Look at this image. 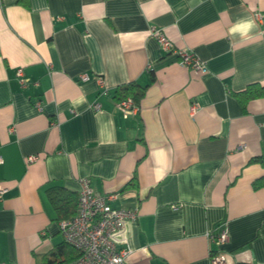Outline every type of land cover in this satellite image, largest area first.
I'll use <instances>...</instances> for the list:
<instances>
[{"label":"crops","instance_id":"0c3cea01","mask_svg":"<svg viewBox=\"0 0 264 264\" xmlns=\"http://www.w3.org/2000/svg\"><path fill=\"white\" fill-rule=\"evenodd\" d=\"M255 13L264 0H0V264L72 259L46 189L83 177L135 211L125 264H209L217 228L225 264H264V97L234 95L264 85ZM132 81L145 94L124 118L113 95Z\"/></svg>","mask_w":264,"mask_h":264},{"label":"built area","instance_id":"2783aa9c","mask_svg":"<svg viewBox=\"0 0 264 264\" xmlns=\"http://www.w3.org/2000/svg\"><path fill=\"white\" fill-rule=\"evenodd\" d=\"M255 18L263 20V16L255 13ZM150 34L157 40L165 53L178 55L180 66L187 67L195 73H205L206 63L186 50H176L167 40L162 31L156 27L150 28ZM16 77L22 84V70H16ZM90 76L82 73L78 76L79 82H86ZM99 86L103 87L101 77H97ZM39 107V104H37ZM97 103L93 108L98 109ZM122 116L127 118L138 112V106L129 98L117 102ZM197 105L191 103L190 114H194ZM240 148V147H239ZM37 159L35 155H28L26 161L31 163ZM1 163V159H0ZM4 188L0 187V198ZM116 194H100L90 185L89 178L78 180L77 210L74 216L59 221V231L64 242L78 252V257L64 264H125L130 250L119 246L126 223L135 219V211L113 207L111 202ZM209 241L216 249L209 252V264H225L221 246L227 241V232L221 228L208 233Z\"/></svg>","mask_w":264,"mask_h":264},{"label":"trees","instance_id":"16d2710c","mask_svg":"<svg viewBox=\"0 0 264 264\" xmlns=\"http://www.w3.org/2000/svg\"><path fill=\"white\" fill-rule=\"evenodd\" d=\"M146 85H140L137 82H128L116 87L114 91L113 98L116 102H120L129 98L134 105H139L140 100L145 94ZM242 103L248 99L264 97V85L253 84L249 85L245 90L241 92L234 93ZM264 156L259 158V161H263ZM46 195L49 198V201L54 207V210L57 215V219L64 220L71 218L75 215L77 210V194L75 192H70L63 189L62 187H49L46 189ZM64 246H68L64 243ZM73 252L74 255L71 260L78 257V252L68 246ZM65 261L63 262H69Z\"/></svg>","mask_w":264,"mask_h":264}]
</instances>
